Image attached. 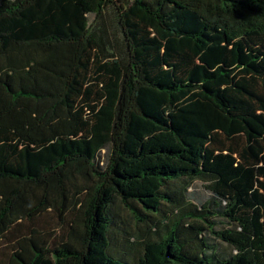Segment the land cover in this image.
Returning <instances> with one entry per match:
<instances>
[{
    "label": "trees",
    "instance_id": "trees-1",
    "mask_svg": "<svg viewBox=\"0 0 264 264\" xmlns=\"http://www.w3.org/2000/svg\"><path fill=\"white\" fill-rule=\"evenodd\" d=\"M116 204L162 217L132 262ZM4 245L2 264H264V0H0Z\"/></svg>",
    "mask_w": 264,
    "mask_h": 264
},
{
    "label": "rangeland",
    "instance_id": "rangeland-1",
    "mask_svg": "<svg viewBox=\"0 0 264 264\" xmlns=\"http://www.w3.org/2000/svg\"><path fill=\"white\" fill-rule=\"evenodd\" d=\"M120 1L125 6L133 3V0H120ZM92 19L93 17L90 16V20ZM170 184L172 191L179 193H181L182 191V193L185 195L186 201L195 205L198 208L202 207L203 205L206 207H213V208L217 206L214 204V197L211 194V192L206 188V184L201 181H196L192 183L191 186L188 188L187 192H184L183 189L182 190L180 189L181 181L178 182L174 181ZM138 208L141 209L139 206ZM163 209L167 211V214L170 217H172L173 213H175L173 209L176 210L174 206L168 204L164 205ZM144 214L150 215V222L148 223L149 225L148 228H145V224L143 222L137 221V218L134 217L130 209L119 204L115 205L113 209V222H114L113 249L116 256L122 257L123 259H126L127 261L130 262H132L133 260H135V258L138 257L139 255L138 247H136L138 251L137 252L134 248L129 249L124 246V241L127 237H132L131 242H136L137 237L141 236L143 233H144V239H147L149 237L156 238V236L154 235V232H156V226L154 225V223L158 219L162 220V217L158 218L156 215L150 214L148 212ZM139 217L141 220H143L141 216ZM47 220H48L47 230L49 229L50 231H55L56 234L55 239L50 243L51 247H55V245L60 244L63 241V238H65L64 236L65 232L59 228L58 220L56 219L53 212L47 215ZM214 221L216 224L215 229L217 230L227 227L226 222L220 218H216L214 219ZM127 233H129L128 235L131 236H128ZM204 236L210 238L209 243L215 245L218 248L219 253H224V254L231 253V250L227 245L213 239V237L210 236L209 233L205 232ZM144 239H140V241H143ZM10 252H11L10 246L4 245L0 248V264L4 263L7 260Z\"/></svg>",
    "mask_w": 264,
    "mask_h": 264
}]
</instances>
